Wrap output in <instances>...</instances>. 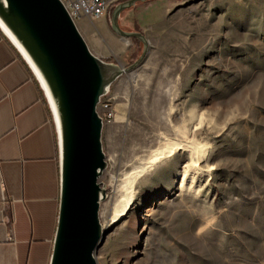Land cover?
I'll return each mask as SVG.
<instances>
[{"label": "rangeland", "instance_id": "1", "mask_svg": "<svg viewBox=\"0 0 264 264\" xmlns=\"http://www.w3.org/2000/svg\"><path fill=\"white\" fill-rule=\"evenodd\" d=\"M78 20L99 57L127 66L142 53L134 39L121 50L110 16L94 30L101 47ZM167 24L103 98L109 110L98 108L108 167L99 178L107 198L97 263L125 264L129 249L131 264H264V0H185ZM109 44L119 53H104ZM175 142H194L199 160L188 148L147 167L129 213L113 224L133 168Z\"/></svg>", "mask_w": 264, "mask_h": 264}, {"label": "water", "instance_id": "2", "mask_svg": "<svg viewBox=\"0 0 264 264\" xmlns=\"http://www.w3.org/2000/svg\"><path fill=\"white\" fill-rule=\"evenodd\" d=\"M145 1L123 0L110 11L113 33L143 45L138 59L125 66L93 53L61 0H0V31L31 70L55 127L60 192L48 264H99L95 254L104 237L100 209L107 198L99 178L108 163L98 108L112 85L135 71L149 53L143 32L120 26L123 11Z\"/></svg>", "mask_w": 264, "mask_h": 264}, {"label": "crops", "instance_id": "3", "mask_svg": "<svg viewBox=\"0 0 264 264\" xmlns=\"http://www.w3.org/2000/svg\"><path fill=\"white\" fill-rule=\"evenodd\" d=\"M184 1L140 2L124 11L120 22L150 40L152 32L168 30L169 18ZM107 13L78 20L100 47L94 30L107 25ZM7 42L0 31V264H48L60 192L55 127L35 77ZM120 46L129 49V41L121 39ZM102 48L119 53L111 44Z\"/></svg>", "mask_w": 264, "mask_h": 264}, {"label": "bare ground", "instance_id": "4", "mask_svg": "<svg viewBox=\"0 0 264 264\" xmlns=\"http://www.w3.org/2000/svg\"><path fill=\"white\" fill-rule=\"evenodd\" d=\"M188 148H190L191 150L190 154H192L194 161L197 162L200 158L198 154L199 147H197V145L194 142H191V144H188V145L175 142L171 144L170 146H168L167 148H162V149H158L154 151V153L150 155L151 157L148 162L143 163L142 165H138L135 168H133L132 172L130 173L128 177L127 182H125L126 184L123 186L124 188L123 192L121 194H118L120 197H118L119 199L115 202V205L113 208L114 216L111 222L113 224L120 223V221H123L124 218L129 213V210H130L129 208L134 202V196H132V194H133V185H134L133 182L135 181L136 177L143 174L146 171L147 167L153 166V164H155L161 158L167 156V154L172 153L174 151H178V150H185ZM137 223H138L137 217H134L133 220H131L130 222V229H129L130 233H136ZM140 241H141V235L138 234V236L130 238L129 245L131 247L137 246L140 244ZM132 255H133V252H131L129 249H123L120 253V256L126 259L124 260L125 264H131L129 260H131ZM134 255H137V253L135 252Z\"/></svg>", "mask_w": 264, "mask_h": 264}, {"label": "built area", "instance_id": "5", "mask_svg": "<svg viewBox=\"0 0 264 264\" xmlns=\"http://www.w3.org/2000/svg\"><path fill=\"white\" fill-rule=\"evenodd\" d=\"M70 15L78 20L80 18H89L91 20H97L102 17L107 16L109 12L116 4L122 2L123 0H61ZM109 101H104L102 99L99 104L106 110H109ZM112 113L108 112V117L110 119Z\"/></svg>", "mask_w": 264, "mask_h": 264}, {"label": "trees", "instance_id": "6", "mask_svg": "<svg viewBox=\"0 0 264 264\" xmlns=\"http://www.w3.org/2000/svg\"><path fill=\"white\" fill-rule=\"evenodd\" d=\"M112 9H113V8H112ZM112 9H111V11H112ZM109 13H110V11H109ZM110 14H111V13H110ZM2 35H3V33H2ZM3 37L5 38L4 35H3ZM5 40L8 41L7 43H9V44L12 46V48L16 51L17 56H19V53L17 52V50L15 49V47L10 43V41H9L7 38H5ZM134 41L139 43V41L136 40V39H134ZM19 57L22 59L21 56H19ZM22 60H23V59H22ZM37 84H38V83H37ZM38 86H39V84H38ZM39 90H40V93H39V94H41V96H42V98H43V100H44V102H45V104H46V107H47L48 105H47L46 99H45V97H44V94H42L43 92H42L40 86H39ZM47 111H48L49 116L52 117V116H51V111H50L49 107H47Z\"/></svg>", "mask_w": 264, "mask_h": 264}]
</instances>
